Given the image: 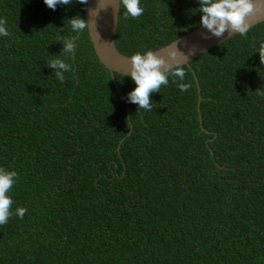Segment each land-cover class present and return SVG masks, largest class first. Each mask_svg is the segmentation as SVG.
Returning a JSON list of instances; mask_svg holds the SVG:
<instances>
[{
  "label": "trees",
  "instance_id": "1",
  "mask_svg": "<svg viewBox=\"0 0 264 264\" xmlns=\"http://www.w3.org/2000/svg\"><path fill=\"white\" fill-rule=\"evenodd\" d=\"M246 1L122 0L117 47ZM86 8L0 0V264H264V21L113 76Z\"/></svg>",
  "mask_w": 264,
  "mask_h": 264
},
{
  "label": "water",
  "instance_id": "2",
  "mask_svg": "<svg viewBox=\"0 0 264 264\" xmlns=\"http://www.w3.org/2000/svg\"><path fill=\"white\" fill-rule=\"evenodd\" d=\"M121 8L122 0H87L86 21L91 41L113 76L115 72L145 76L190 65L195 57L264 21V0H249L152 52L127 55L116 44Z\"/></svg>",
  "mask_w": 264,
  "mask_h": 264
}]
</instances>
